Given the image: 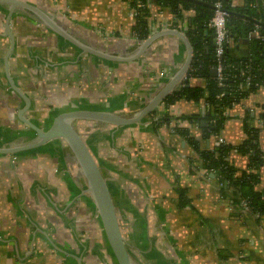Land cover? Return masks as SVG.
Instances as JSON below:
<instances>
[{"label":"crops","instance_id":"crops-1","mask_svg":"<svg viewBox=\"0 0 264 264\" xmlns=\"http://www.w3.org/2000/svg\"><path fill=\"white\" fill-rule=\"evenodd\" d=\"M18 1L42 10L75 38L101 51L129 54L138 44L132 36L134 11L127 0ZM230 1L235 7L245 4L244 0ZM252 8L250 17L264 21V0H253ZM148 10L150 33L172 29L187 37L192 29L191 10L182 11L176 18L156 0L149 2ZM227 47L236 57L249 53L246 38L229 39ZM185 54V47L176 36L164 34L135 59L137 62L105 61L82 52L25 8L0 2V264H39L31 240V234L36 235L33 222L38 227L42 223L57 238L76 232L87 236L89 250L97 248L99 256L88 253L85 264H114L95 203L82 188L85 180L77 163L73 161L74 171L68 160L70 151L64 140L53 136L39 145L34 143L38 132H47L64 112L126 113L141 104L144 106L179 70ZM147 68L154 78V85L147 86L150 93H145L147 87H144L150 72ZM141 71L145 72L142 76ZM8 80L19 91L7 87ZM186 81L192 87L205 86L202 78L186 76L175 88ZM138 88L144 94L139 100L126 102L121 98L125 94L131 96ZM79 96L86 103L79 102ZM112 96L113 102L95 104L100 97ZM153 112V120L145 119L144 125L133 130L129 126L95 122L92 124L95 128L86 131V139L98 157L102 160L108 157L109 164L101 166L109 172L110 181L119 187L127 174L115 169H140L132 164L130 157L126 158L124 148L136 151L148 163L154 161V167L145 163L154 169V216L148 215L149 208L143 204L141 193L132 199L138 202L137 209H128L124 214L112 197L120 231H125L135 249L145 251L151 264H264V212L256 216L234 202L232 190L223 193L222 187L227 186L203 166V161L169 125L172 122L173 127L187 129L203 150L214 148L216 137L223 144L240 145L246 139V125L256 129L261 164L254 189L264 194V120L261 118L264 85L223 110L222 127L213 137L205 138L201 126L185 119L207 112L203 99L194 102L178 99L171 104L163 100ZM164 116L169 118L168 124L160 122ZM44 120L50 122L47 127ZM151 125H154L153 134ZM130 131H133L131 138ZM153 152L154 156L150 154ZM53 159L60 161L66 173V186L52 170ZM228 163L237 169L238 175L249 167L247 156L236 151L229 154ZM105 182L108 186L106 179ZM72 185L88 195L83 204L78 203L72 209L70 203H65L57 211L49 208L37 214L39 201L43 199L41 194L49 189L55 198L62 200ZM178 190L183 193L181 207ZM24 203L28 212L21 210ZM145 216L151 218L146 222V230L136 235L132 228L143 222ZM39 245L44 248L45 242L41 239ZM72 247L83 256L85 249L76 244ZM56 252L48 257L58 256ZM47 260L56 262L54 257ZM78 261L82 264V258Z\"/></svg>","mask_w":264,"mask_h":264},{"label":"trees","instance_id":"trees-1","mask_svg":"<svg viewBox=\"0 0 264 264\" xmlns=\"http://www.w3.org/2000/svg\"><path fill=\"white\" fill-rule=\"evenodd\" d=\"M127 1L134 11L132 32L141 41L150 34L147 17L149 15L148 4L151 0ZM156 1L170 10L176 18L180 17L182 11H193L192 29L187 33L193 55L187 76L202 78L205 81L204 88L189 86L187 81L182 82L167 95L164 102L171 104L178 99L189 101L203 99L207 112L203 115L185 116V119L191 123H196L198 126L206 121L207 125L201 126L203 136L205 138L217 136L222 127L223 110L238 103L258 87L264 85V43L246 37L247 32L255 24L259 25L260 30L264 33V21H255L256 19L250 17L253 0H244L245 4L241 7L233 6L230 0H221L224 10L227 12L228 40L246 38L249 53L246 56L236 57L231 53L226 43L222 56L224 79L220 81L216 74H213L215 56L212 45V30L208 24L216 0ZM247 7H251V9ZM261 118L264 120V114ZM149 119H154V112L149 114ZM160 122L168 124L169 118L164 116ZM172 129L174 133L185 140L196 156L203 161V166L214 173L220 183L227 186L222 187L223 193H227L228 189L232 190L233 198L235 197L234 202L240 207H242V201L246 202L248 210L256 216L264 212V194L254 189L259 179L258 168L261 164V153L256 144L258 132L256 129L246 125V139L240 145L221 144L210 150L201 149L199 142L189 135L187 129L177 126L172 127ZM233 151L246 155L249 160L248 169L239 175L237 169L228 163V156ZM178 191L180 196L178 204L181 207L184 204L183 193L182 190Z\"/></svg>","mask_w":264,"mask_h":264},{"label":"water","instance_id":"water-1","mask_svg":"<svg viewBox=\"0 0 264 264\" xmlns=\"http://www.w3.org/2000/svg\"><path fill=\"white\" fill-rule=\"evenodd\" d=\"M0 2L10 4L12 6L19 5L22 8H25L34 14L38 19H40L56 34L79 48L82 52L92 54L98 58H103L108 61L122 62L136 59L151 46L158 36L164 34H172L176 36L184 45L186 54L179 70L165 84V86L158 90L138 111L124 114L109 111L76 110L58 116L47 132L41 133L36 130L38 132V138L37 142L34 143L35 145H39L53 136H59L64 140L70 151V154L77 163L79 170L86 181L91 197L97 208L107 242L116 258L117 263L137 264L135 260L131 258L122 238L114 201L101 173V170L91 152L87 148L84 140L78 133L75 125L76 122L80 120H91L118 127L134 124L135 122L144 119L154 111L155 107L160 102H162L168 94L171 93V91L182 81V79L186 80L187 72L190 67L193 55L190 41L182 32L168 29L157 33H150L145 39L138 42L134 50L129 54H110L81 42L72 34L67 32L64 28H62L57 22H55L52 17L34 6L20 2L18 0H0ZM212 45L214 46L213 43ZM213 74H215V70H213ZM206 125V121L201 123V126Z\"/></svg>","mask_w":264,"mask_h":264},{"label":"rangeland","instance_id":"rangeland-1","mask_svg":"<svg viewBox=\"0 0 264 264\" xmlns=\"http://www.w3.org/2000/svg\"><path fill=\"white\" fill-rule=\"evenodd\" d=\"M149 58L151 61L154 60V57H149ZM100 59L105 60L103 58H100ZM105 61H108V60H105ZM109 62H111V61H109ZM122 62H137V60L133 59V60L122 61ZM147 70H149L150 72L148 73V76L146 77L148 82H146V80L144 81V82H146V83H144V87H147L148 84L154 85V78H152L151 69L147 68ZM140 74L142 76L143 74H145V72L141 71ZM6 86L9 87L11 90L13 89L16 92L19 91L17 88L18 86L14 83H11L9 80H8V84H6ZM150 90H148V87L145 88V93H147V92L150 93L151 92ZM82 93H80V94H82ZM141 94L144 95L140 91V88H138L137 90H134V94H132L131 96L129 94H125L121 98L125 99L126 102L128 100H134L135 101V100H139L141 98ZM82 96L78 97L79 102L86 103V100L84 98H82ZM113 97L114 96L109 97V98L100 97L102 99L97 100L95 104H105L106 105V102H107L106 100H109V102L110 101L113 102V100H114ZM110 106H112V104H110ZM86 107H91V106L87 105ZM113 107H115V106H113ZM142 107H143V105L141 104L140 106H137L134 109H130V110L126 111V113H124V114L136 112L139 109H141ZM64 111H66V110H64ZM60 114H61V112H60ZM145 119H149V115L146 116L143 120L137 121L134 124L124 125L121 127H128L129 126L128 128H131V130H133V128H137L140 125H144L143 121H145ZM95 122L96 121H91V120H80V121L76 122L75 126L77 128L78 133L82 137V139L84 140V138H85V142H86L85 144H86L87 148L89 149V151L91 152L92 156L94 157L95 161L98 162V164L100 165V167H101L100 170L102 171L101 173L103 174L104 178L106 179V181L108 183V186L110 188V191L112 193V197L114 198L116 206L119 208V210L122 214L127 212L128 209H132V210L137 209L135 206V203H138V202H136L135 200H132V199L136 194L138 197H140L139 194L141 193V196L143 198L142 200L144 202L143 204L145 205V207L149 208L148 209V215L154 216V188H153L154 187V169L149 168V166H147L145 164L148 162L143 160V158L140 157L136 153V151L130 150L129 148H127V149L124 148V153H126V158L129 159V157H130L133 160L132 164L140 166V169H139V167L138 168H128V169L123 168L122 170H120L119 168L115 169L117 172H120L121 174H123V173L127 174L128 177L124 176L125 177L124 181L121 183L120 187L118 185L113 184L110 181L109 172L107 171V169L102 168V166H101V164H104V163L106 164L109 161L108 157H106L105 160H102V158L98 157L99 154L95 151L93 146L86 139V137H87L86 131L88 129H94L95 127H93V125L97 123V122L96 123ZM49 123L50 122H46V121L44 122V124H46V127L48 126ZM87 126H89V127L86 128ZM151 126H150L151 127L150 132H152V134H153L154 133V125H151ZM130 132L131 133H130L129 137L131 138V137H133V131H130ZM152 146H154V141L152 143ZM153 149H154V147H153ZM150 154H152L154 156V152L150 153ZM53 160H54L55 168H52V170L55 171L57 173V175H59V178L61 179L62 183L64 184V186H66V183H67L66 173H65V171L62 170V165H60V161L56 160V159H53ZM68 160H69L70 164L72 165L73 170L76 171V168L74 165L75 160L71 154H70V157L68 158ZM107 164H109V163H107ZM148 164H150V166L154 167V161L152 163H148ZM141 171H143V172H141ZM145 171H148V173L143 176L142 173H144ZM148 185H150V186H148ZM148 187L151 190H149ZM82 188L86 193H88V195L91 196L89 188L86 184V181H85V184L82 183ZM66 194H67V196L64 195L62 197V200H59L58 198H55L53 193L48 189L45 193L41 194L43 199H41L39 201V207L40 208L37 209L38 210L37 214L40 213L41 211L43 213V212H45V210H47L49 208H53L55 211H57L59 208L63 207V205H65V203H68V204L70 203L69 204L70 208L75 209L76 204H78V203L83 204L84 201H86V196H88L87 194L84 195L81 192L79 187L73 188V185L71 188L66 190ZM21 210H22V212H25V211L28 212V209L25 206V203H24V208ZM23 214H25V213H23ZM149 219H151V218L146 217V216L143 217V219H142L143 222L136 224V226L132 228V231L135 232L136 235H138L139 233L140 234L144 233L146 230V227H147L146 222ZM33 224H36V226H35L36 235L32 233L31 234V240L33 241L35 249H37L34 253H36V255L39 257V259H38L39 264H81L78 261V258H82V264H85L86 259L88 257V255H87L88 253L91 252L92 255L99 256V253L97 252V248L94 250H91V251L89 250V244L86 242L87 236H84L80 232H76L75 235L73 233H71V234H67V237L63 236V238H57L54 234H52V232L50 230H48V229L45 230L42 223H39V227H38V224L36 222H33ZM121 233H122V238L124 240V243L126 245V248L129 252L131 258L133 260H135L138 264H151L150 260L147 259L145 256V251L144 250L139 251L138 249H135L133 247V244H132L133 241L128 240L127 235H126L125 231H123V229H122ZM68 238L73 239V241L69 242ZM41 239L45 242L44 248H41L39 245V242H41ZM136 243L141 245V241H137ZM72 244L79 245L80 248L85 249L83 256L81 255L82 252L81 253L77 252V250L72 247ZM109 249H110V247H109ZM54 251L55 252L57 251L56 253L58 256L48 257L49 253H52ZM111 253H112V250H111ZM112 255H113L114 264H118L113 253H112ZM53 257L55 258L56 262H49L47 260V258L53 259ZM71 259H72V262L70 261ZM167 261H168V259H167Z\"/></svg>","mask_w":264,"mask_h":264},{"label":"built area","instance_id":"built-area-1","mask_svg":"<svg viewBox=\"0 0 264 264\" xmlns=\"http://www.w3.org/2000/svg\"><path fill=\"white\" fill-rule=\"evenodd\" d=\"M227 12L224 10L221 0H216L213 4V13L209 20V27L212 30V43L214 44V56H215V74L218 80L222 81L224 76L222 74V56L224 52V46L228 42L227 28H226ZM133 38L136 42H139L136 35L132 32ZM248 39H255L258 42L264 43V33L260 30L259 25L255 24L246 34ZM171 127L174 126L172 122L169 123ZM173 125V126H172ZM214 147H218L223 144L221 138L216 137L213 141ZM242 207L248 210L246 202L242 201Z\"/></svg>","mask_w":264,"mask_h":264}]
</instances>
